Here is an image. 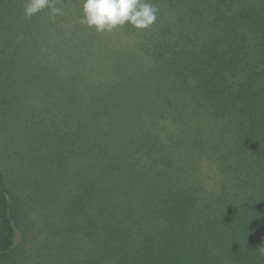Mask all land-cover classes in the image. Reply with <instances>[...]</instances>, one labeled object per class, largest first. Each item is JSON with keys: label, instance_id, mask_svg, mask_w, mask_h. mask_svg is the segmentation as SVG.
I'll return each instance as SVG.
<instances>
[{"label": "trees", "instance_id": "1", "mask_svg": "<svg viewBox=\"0 0 264 264\" xmlns=\"http://www.w3.org/2000/svg\"><path fill=\"white\" fill-rule=\"evenodd\" d=\"M151 2L149 28L119 27L135 47L123 46V79L107 71L115 60L94 70L82 41L45 63L16 27L24 50L5 69L44 68L34 81L61 95L35 137L47 171L78 181L84 255L70 263L264 264V0ZM17 233L0 177V255Z\"/></svg>", "mask_w": 264, "mask_h": 264}, {"label": "rangeland", "instance_id": "2", "mask_svg": "<svg viewBox=\"0 0 264 264\" xmlns=\"http://www.w3.org/2000/svg\"><path fill=\"white\" fill-rule=\"evenodd\" d=\"M27 2L0 0V71L7 63L19 61L20 49L24 50L23 44L18 45L21 41L16 31L18 27L24 33L25 47L28 44L30 50L34 46L37 56L44 58L45 63L57 59L64 48L70 50L74 43L82 41L87 44L85 56L94 70H103L97 69L96 60H115L113 65L109 63L107 71L123 79V46L130 50L135 47L122 28L97 32L94 27L82 24L83 0H57L56 6L64 14L55 20L49 17L50 9L26 17ZM141 54L137 53V60L145 69L151 60ZM5 70L0 73V80L12 77V83H6L7 86L0 81V177L11 199L18 233L13 249L0 255V264H71L76 255H84L83 245L77 241L79 228L71 216L79 210L78 203L70 201L78 192V181L74 176L66 181L53 176L59 168L52 173L47 171L44 145L35 137L36 132L41 131V123L44 129L48 117L57 115L61 95L44 86V68L26 72ZM98 72L92 74L94 79L102 77ZM141 76L138 72L132 81L137 82ZM41 78L38 84L34 81ZM149 91L153 92L146 88L143 94ZM208 160L203 159L200 173L207 183H212ZM78 163L80 160L74 161L71 170ZM60 173L58 171L57 175Z\"/></svg>", "mask_w": 264, "mask_h": 264}, {"label": "clouds", "instance_id": "3", "mask_svg": "<svg viewBox=\"0 0 264 264\" xmlns=\"http://www.w3.org/2000/svg\"><path fill=\"white\" fill-rule=\"evenodd\" d=\"M57 0H28L24 15L28 18L50 9L49 17L55 20L63 10ZM158 8L151 0H83L82 24L94 27L97 32H111L117 27L130 24L136 29H147L156 20ZM264 254V247L260 248Z\"/></svg>", "mask_w": 264, "mask_h": 264}]
</instances>
